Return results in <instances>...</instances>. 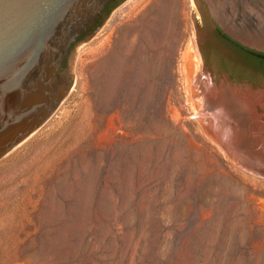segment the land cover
Here are the masks:
<instances>
[{"label": "rangeland", "instance_id": "rangeland-1", "mask_svg": "<svg viewBox=\"0 0 264 264\" xmlns=\"http://www.w3.org/2000/svg\"><path fill=\"white\" fill-rule=\"evenodd\" d=\"M99 24L58 107L0 157V264H264V168L208 132L194 83L264 92L263 64L196 0H117Z\"/></svg>", "mask_w": 264, "mask_h": 264}, {"label": "water", "instance_id": "water-1", "mask_svg": "<svg viewBox=\"0 0 264 264\" xmlns=\"http://www.w3.org/2000/svg\"><path fill=\"white\" fill-rule=\"evenodd\" d=\"M111 2L0 0V157L38 127L69 92L74 75L67 70L71 48L100 28ZM196 2L203 16L232 39L264 52V0Z\"/></svg>", "mask_w": 264, "mask_h": 264}, {"label": "bare ground", "instance_id": "bare-ground-1", "mask_svg": "<svg viewBox=\"0 0 264 264\" xmlns=\"http://www.w3.org/2000/svg\"><path fill=\"white\" fill-rule=\"evenodd\" d=\"M194 83L200 85L205 104L212 107V109L209 107L210 109L205 110L203 116L200 117L208 132L215 138L221 135L226 139L235 137L236 134L241 136L238 142L235 140L233 143L229 142V145L225 144L227 150L252 167L255 165L263 167V153L256 154L258 160L252 157L255 151L251 135L254 131L260 137L259 143L264 146V111H259V105H262L264 109V92L252 89H233L225 84L218 89L213 85L209 75L205 74L199 75ZM232 125L240 126V128L232 129L233 132L229 129Z\"/></svg>", "mask_w": 264, "mask_h": 264}, {"label": "flooded vegetation", "instance_id": "flooded-vegetation-1", "mask_svg": "<svg viewBox=\"0 0 264 264\" xmlns=\"http://www.w3.org/2000/svg\"><path fill=\"white\" fill-rule=\"evenodd\" d=\"M112 1H114V0H112ZM111 3H109L108 4V6H107V8H106V12H107V9H108V7H109V5H110ZM216 26H217V28L219 29V31L223 34V37H225L226 38V33H224L223 31H221L222 29L216 24ZM221 29V30H220ZM231 42H233L234 44H236L235 43V40L233 39V41L232 40H230ZM237 42V41H236ZM236 45H238V44H236ZM238 46H240V45H238ZM201 48H203V47H201ZM207 49H208V51L207 50H205V49H203V54H204V58H205V65H206V63L208 62V59H211V60H214V59H217V55L218 54H221V50H220V45L219 44H215V43H213V44H210V46H208L207 47ZM249 52V51H248ZM251 53V55L255 58V59H257V61L259 62V63H262L263 64V66H264V59L262 58L261 59V57H258L257 55H255V54H253L252 52H250ZM214 58V59H213Z\"/></svg>", "mask_w": 264, "mask_h": 264}, {"label": "trees", "instance_id": "trees-1", "mask_svg": "<svg viewBox=\"0 0 264 264\" xmlns=\"http://www.w3.org/2000/svg\"><path fill=\"white\" fill-rule=\"evenodd\" d=\"M116 2H117V0L112 1L111 4L109 5L107 11H108L109 8H110L114 3H116ZM220 30H221V29H220ZM221 31H222V30H221ZM83 37H84V36H83ZM83 37H82L81 39H83ZM226 39H228V40H232V41H233V39H232L230 36H228V35H226ZM235 43L238 44V45H240L241 47H243V49H245V50H247V51H249V52H252L253 54L257 55L258 57H261V59H262V58L264 59V52H259V51H256V50H253V49H250V48H248V47H246V46H243L242 44H240L239 42H236V41H235ZM74 45H75V44H74Z\"/></svg>", "mask_w": 264, "mask_h": 264}]
</instances>
